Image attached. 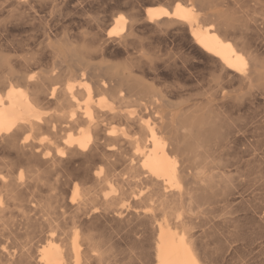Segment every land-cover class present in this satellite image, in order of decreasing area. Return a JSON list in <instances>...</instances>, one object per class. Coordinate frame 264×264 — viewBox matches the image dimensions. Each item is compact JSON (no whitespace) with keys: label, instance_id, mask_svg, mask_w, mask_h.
<instances>
[{"label":"bare ground","instance_id":"1","mask_svg":"<svg viewBox=\"0 0 264 264\" xmlns=\"http://www.w3.org/2000/svg\"><path fill=\"white\" fill-rule=\"evenodd\" d=\"M166 1L170 10L148 6L143 21L170 44L143 43L134 20H113L122 66L91 63L105 41L83 40L82 55L71 37L52 43L42 23L6 47L14 55L0 52V264H120L110 243L120 230L143 234L146 264H264V0ZM33 3L11 11L16 27ZM179 33L202 72L179 52ZM31 46L42 54L21 55ZM176 97L190 104L176 110ZM115 121L132 135L116 134ZM216 193L224 204L206 215L202 201ZM199 203L217 215L215 247L193 233ZM14 215L35 244L2 239Z\"/></svg>","mask_w":264,"mask_h":264},{"label":"rangeland","instance_id":"2","mask_svg":"<svg viewBox=\"0 0 264 264\" xmlns=\"http://www.w3.org/2000/svg\"><path fill=\"white\" fill-rule=\"evenodd\" d=\"M51 1L55 2V5H56L55 9H51V7L46 5V4L50 3ZM147 1H152L153 3L151 5H149V4H147ZM18 2H22V3H24V2H32L33 3L34 2L33 5L36 7L35 8L36 13L33 14V12H31V11H26V12H28L27 14L29 15L26 24H24V25L22 24L21 26L16 27V23H14V19L10 15V13H11V11L15 10ZM14 4H15V6H14ZM159 5L166 7L168 10H170L172 7V5L169 4L166 0H0V52H2L5 55H8V54L14 55V53L12 51L7 52L6 47H8L10 43H13L14 41L20 39L22 36H23L22 38H24V37H27L31 34H34L36 29L32 30L31 25L37 26L38 24L42 23L43 25H45L47 30L49 32H51L52 38H54V39H52V43H55V41L65 40L67 37H71V38H73L72 40L75 42L74 47H78L79 53L82 55H86V53L84 52L83 49H79V48H80V45H82L84 42L86 45L91 46V45H93V43L97 42V40L98 41H101V40L105 41L107 48H108L107 54L104 57L93 58L91 63L98 66V67H107L109 65H121L122 66L123 64L126 63V56L124 54V51L122 50V48L117 46L116 36H112L110 38L107 36V33L112 28L113 20L116 17H123L125 19L126 25L131 20H134L136 22V25H137V37L143 43H148L149 41L156 40L157 36H159L160 38L164 39L167 44H170V41H171L170 37H168L167 35H164V34L163 35L153 34L150 31V27L146 26V24L143 21L144 9L148 6H159ZM23 9H25V8H23ZM133 10H134V12H133ZM44 17H45V19H44ZM140 30L145 32V33L141 32ZM150 33H152V35H150ZM179 35H180V38H182V39H180V41H178V44L180 46L179 52L182 53L184 56L189 57L191 59V61L196 64L195 65L196 70L194 69L191 72H193L194 74L198 73V72H202L204 69V60L202 59L201 56H199L194 51L193 47L188 42L186 33L185 34L179 33ZM38 36H40V34ZM83 40H84V42H83ZM42 46H43V44H42ZM38 48L39 47L31 46V48H28V49H30L29 51H25V52L21 53V55L30 56V55L42 54L41 52L38 51ZM44 58H45V62L47 63V66L50 69L55 68L57 66V63H56L57 58L56 57L51 58V56L49 54H46L44 56ZM80 69L83 70V69H85V67H81ZM57 70H58V68H57ZM37 73H38V71H35L34 75H36ZM184 76L185 77L188 76L187 72L184 73ZM193 86H194V83L191 82V87H193ZM190 95H192V96L195 95V91L190 92ZM182 102H183V98H181V99L177 98V97L173 98V103L175 105H179ZM186 104H190V103H186ZM186 104H183V105L181 104V106L176 108V110L185 106ZM176 110L174 109V111H176ZM110 128H114L116 130V134H118V135H120L121 133H127L130 136L132 135V131L128 127H126L124 124L117 122V121L113 122L112 125L110 126ZM128 129L130 132H128ZM121 130H123V131H121ZM239 150H240V148L237 149V151H239ZM226 156L227 155L224 156V159L226 158ZM228 156L230 157L232 155H228ZM228 156H227V158L230 159ZM232 157H231V159H232ZM140 186L141 185H139V188L137 185L132 186L131 191L138 193L142 189L141 188L142 186L141 187ZM192 186H194V185H192ZM134 189L136 191H134ZM138 189H140V190H138ZM182 189H185L184 186L182 187ZM216 192L219 193L221 191L219 190V192H218V190H217ZM217 193H216L215 197L216 196H218V197L217 198L213 197L215 200L213 198L209 197L208 199L206 198L204 200L205 202L202 201V203H204L203 206L205 205L204 206L205 208L207 206L209 211L206 210L207 208L204 210V207L202 206L201 203H199V204L203 208L199 209L200 206H198L197 211H198V209H199V211L203 209L204 211L203 210L202 211L204 213L207 212L206 215L207 214H209V215L217 214L218 215V210H220L218 208H222V206L224 204L223 203L224 198H223V196L222 197L220 196L221 198L219 197V195L220 194L222 195V193H219V195ZM210 198L213 200H211ZM210 200H211V203L213 201L212 204L210 203ZM208 201L210 203L209 205H207ZM218 205H222V206L218 207ZM196 207H197V205L195 206V210H193L194 213H190L189 216H192L191 217L192 219L194 217L198 221L199 225H198V223H196L197 221L194 222L195 220L194 219L192 220L193 224L194 225L196 224L197 226L196 225L195 226L196 227L199 226V227L194 229L193 227H195V226L192 224V229L195 230L194 232L192 230V232L196 233L195 236L196 235L203 236L202 241L204 242L205 240H207L206 243L209 244L207 246H210L211 242L214 241V238H213V234L211 232V231H213V227L209 224H212L211 223L212 221L213 222L216 221L213 219H216L217 215H215V217H213V215H212V217H211L212 219L208 215L207 217L210 218L211 219L210 220V219L204 217V215H203L204 213L202 211H200V212L198 211L199 212L198 213L196 211ZM211 209H212V211H211ZM210 211L212 212L211 214H210ZM201 212L203 213L202 215L200 214ZM195 213L196 214L198 213V214L195 215ZM198 215H199V218L201 216L200 221L198 220L199 219ZM201 219L202 220L205 219V220L202 221ZM21 220H22L21 216L14 215L12 217V220L11 219L9 220L12 223L15 221L13 223L14 225L10 222L11 224H9V226H7L10 230H8V228H6L7 230L5 229V231H4L5 237H3L2 239L4 241L8 242V245L11 248H15L18 243L19 244L22 243L21 245H23V243L26 244L28 242H31V244H35L38 240L35 235H32V234L28 235L27 234V231L24 228H22L24 226L22 223L23 221H21ZM205 221L206 222L209 221L208 225L206 223L205 224L202 223ZM200 222L202 224H200ZM20 223H22V224H20ZM10 225H12V227ZM201 226H203L202 228L209 226L208 228L210 229V227H211L212 230L209 231V230H207V228H205V230H203L202 228L199 229ZM12 230H13V234H11ZM8 231H11V233L9 232L10 233L9 234ZM123 231H125V230H123ZM123 231H121V230L120 231H114V233L119 232L122 235V236H120L118 233L117 235L119 237L116 234H115V237H117L121 241L122 240H124V241L126 240V241L122 242V244H121L118 239H115L114 233H113L112 238H114V242L116 243L115 245L117 246V244H118V246H117L118 248L114 245L113 241L110 242L111 244H113L112 246L114 247V249L111 247V250L113 249L111 251V253L118 251V254H116V255H119V256H115V257L119 258L118 260L122 264L123 263L128 264V263H126L128 261L127 260L128 258H129V260L132 259V261H129V264H130V262H131V264H146V260L144 261L145 257L143 255V251L140 248V245L138 244V241L140 240V238L142 237L141 235H143V234L138 232V230H136V231L134 230L135 232L134 231L123 232ZM203 231L205 234L201 233ZM133 232H134V234L138 232L141 235H139L138 233L133 235L132 234ZM202 234H204V235H202ZM124 235H125V237H124ZM206 235L211 237V239L208 236L206 237ZM126 236L127 237L129 236V237L127 238ZM134 236H136V238H134V239H136V243H135L134 239H132ZM137 236H140V237H137ZM129 238L131 240H129ZM15 239H16V241H15ZM127 241H130L131 243L133 241L134 242H133V244H130V242H128L129 243L128 244ZM125 243L128 244L129 246H131L133 249L131 247L127 246ZM212 243H214V244H212V246L214 245V247H215V245H216L215 241ZM124 245H126V247ZM134 245H136V246H134ZM212 246L210 247V249H209V247L207 248V250L208 249L210 250V251L208 250L209 253L211 252V249L214 248ZM115 248H117L119 250H117V249L115 250ZM127 248H129V249H127ZM139 248H140V250H138ZM128 250L130 252H128ZM141 251H142V253H140ZM124 252L127 254L125 255ZM114 254L112 253L111 257ZM130 254H131L132 258L129 256ZM209 257H210V255H209ZM117 258H115V259H117ZM110 259H111V261L114 260V258H110ZM120 259H122V260H120ZM139 259H141V260H139ZM115 261H116L115 264L116 263L119 264L117 262V260H115ZM222 261L224 262L225 259ZM223 262L220 261L219 264H224L225 262L224 263Z\"/></svg>","mask_w":264,"mask_h":264}]
</instances>
